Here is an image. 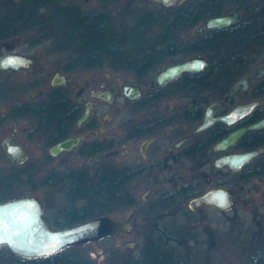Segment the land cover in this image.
Masks as SVG:
<instances>
[{"label":"flooded vegetation","instance_id":"flooded-vegetation-1","mask_svg":"<svg viewBox=\"0 0 264 264\" xmlns=\"http://www.w3.org/2000/svg\"><path fill=\"white\" fill-rule=\"evenodd\" d=\"M14 1L9 0V9ZM34 1L38 12L42 6L44 11L52 7L60 25L74 27L89 19L116 28L118 36L129 29L134 39L125 40L130 41L129 50L124 46L111 54L126 61L80 68L75 58L67 64L48 63V53L30 51L36 46L34 39L0 38V61L8 54H18L27 65L31 59L30 66L0 65V94L7 99L0 109V133H10L1 143L10 164L0 176V202L25 194L12 195V181L24 185L31 181V170L44 171L48 165L46 173L35 178L51 176L57 192L65 194L63 205L57 203V194L51 202L41 196L51 226L71 224L56 223L90 210L89 189L101 187L108 194L113 190L118 211L130 206L131 224L123 238L132 234L136 249H101L104 261L81 249L97 264H236L232 208L239 190H249L258 181L264 207V152L239 167L232 166V155L263 145L264 127L247 130L235 142L224 140L234 129L264 117V73L233 91L237 81L264 63V0H46L49 5ZM153 3L155 10H147ZM139 11L141 15L132 19ZM235 12L227 24L207 25L210 17ZM18 23L34 25L31 20ZM194 57L205 58L206 64L160 80L166 67ZM257 99L262 101L232 119L238 104ZM88 107V116L80 121ZM206 117L211 123L197 129ZM24 133L37 141L38 161H29L28 147L20 141ZM8 136L24 145L25 160L16 162L7 155L3 141ZM66 138L78 141L52 154L51 145ZM222 186L231 189L229 208L190 206L192 198ZM249 197L244 203L252 200ZM211 208L230 211L227 234L232 249H202L204 230L214 242L221 241L218 231L206 230V210ZM262 218L261 249H243L249 263L264 264V213ZM194 238L198 249H190ZM156 242L159 249L154 248Z\"/></svg>","mask_w":264,"mask_h":264},{"label":"water","instance_id":"water-1","mask_svg":"<svg viewBox=\"0 0 264 264\" xmlns=\"http://www.w3.org/2000/svg\"><path fill=\"white\" fill-rule=\"evenodd\" d=\"M169 3L171 0H162ZM232 13H226L210 17L207 21L208 26L224 25L232 21L237 16ZM28 65L18 54H8L4 56L0 65L4 68L11 66L17 68L22 66H30L31 59L28 58ZM206 64V59L202 57L189 58L184 61L172 64L166 67L160 74V80L170 78L185 70L198 69ZM264 73V63L255 68L251 73L236 82L233 91L238 90L242 83L247 82L250 77H256ZM41 92H31L34 96ZM262 100H254L245 104H238L232 110V119H236L239 115L252 109ZM213 106V104H212ZM211 106V107H212ZM89 113V107L85 111L81 120H84ZM211 123L210 117H206L197 129H202ZM264 127V117L246 126H241L232 131L224 141L235 142L244 132L249 129ZM78 138H66L50 147L52 154L59 151L72 148ZM4 149L7 155L13 161H23L27 158V151L24 145L15 141L13 137L8 136L3 141ZM264 152V144L258 148L238 152L232 155V166L239 167L244 162L250 160L254 156ZM234 189H232L233 195ZM231 189L229 187H216L202 195L196 196L190 200V206L197 208L202 204H212L217 207L227 209L231 206ZM43 201L37 193H25L13 198L0 202V246L6 245L13 255H19L25 258L41 257L50 255L70 245H79L91 240L109 234H121L128 231L131 224V216L116 217L112 214H100L90 218L71 223L64 226L53 227L44 217Z\"/></svg>","mask_w":264,"mask_h":264},{"label":"rangeland","instance_id":"rangeland-1","mask_svg":"<svg viewBox=\"0 0 264 264\" xmlns=\"http://www.w3.org/2000/svg\"><path fill=\"white\" fill-rule=\"evenodd\" d=\"M46 0H43L45 2ZM17 4L20 2V0H15ZM42 2V0H38V3ZM153 4L148 5L146 8L147 10H155ZM142 12H138L137 15H135L132 19L136 18L141 15ZM132 19L127 18V21L129 24H132ZM71 38H69L68 43H70L74 48L72 50H68L67 48H57L56 45V39L52 38V36H48L50 31H47V28H39V27H31V29L24 30L22 33H19L18 35H22L28 39H34L36 41V46H34L30 51L32 52H44L48 53L49 60L46 61L48 63H53L55 61H60L61 64H67L69 62V59H73L78 56V54L75 52L76 48H82L84 45L79 41L77 37V30L75 28H71ZM49 33V34H48ZM18 44H21V41L17 42ZM51 53V54H50ZM47 66V65H46ZM80 67V66H77ZM80 68H83L81 66ZM46 95L41 98L44 99ZM7 102L6 95L1 93L0 94V109L3 105H5ZM21 131V130H20ZM10 133L1 132L0 133V176H5L6 173V167L10 164V161L6 158V155L3 151V147L1 145L3 138ZM21 142H23L29 150V161H38L39 160V148L38 143L33 137L29 136L28 134L24 133V135L21 136L20 139ZM27 165V163H26ZM48 165H45L44 171H42L39 167H35L32 171L33 177L35 178L36 174H44L46 173L45 169ZM7 171H9L7 169ZM44 172V173H43ZM3 180V178H2ZM257 181V180H256ZM13 188H14V194L19 193H30L33 190L38 193L46 202H51L52 197H54L57 194V203L59 205L62 202H64L65 194L61 191H58L54 187L45 186L47 188H42L45 184L39 182V186L37 185L38 182L34 185L33 183H30V180L26 184L18 183L16 184L13 182ZM252 188L249 190L247 189H241L239 190V197L235 202V205L232 208V215H235V218L232 219V228H233V234L236 235V264H254L251 260L249 263L248 258L246 259L245 256H247L243 249H249L253 247H259L260 240L263 239V235L261 234V227L263 228V218L262 214L264 213V207L261 206V199H262V183L260 181L254 183L251 185ZM64 191V190H62ZM247 193V194H246ZM249 194L252 196V200L249 203H244V199L246 198L250 200ZM129 209L130 206H124L122 211H117L113 213L116 217H129ZM206 212L210 214V220L207 224L206 230H216L218 231L219 238L221 241L217 242L219 243L218 248L214 249H232L231 246V235L227 234L230 230V222L227 219V215L230 214V211L222 213L218 211L217 209L211 208L207 209ZM226 214V217H225ZM50 218H52L50 216ZM73 217L72 219H74ZM53 221V220H52ZM55 221V220H54ZM201 227V226H199ZM264 234V233H263ZM204 237H201V240L203 241V248L202 249H208L211 242H214L212 240L211 234H207L204 230ZM135 237L130 234L123 238L121 234H109L107 236H103L99 238L98 240H91L88 241L83 249L91 250L93 255H91L92 258L101 259V261H104L106 257H104L103 253H101V249H120V252L130 251L131 249H136V242H134ZM231 241V243H229ZM247 242H252V244H249ZM190 245L194 244L195 247L190 249H198L196 244V238L194 240H190ZM247 244V245H246ZM246 245V247H245ZM248 246V247H247ZM260 249V248H259ZM239 251H242L243 253H240ZM87 252V251H85ZM106 254V253H105ZM10 250L6 249L5 247L0 248V264H5L4 259L9 258Z\"/></svg>","mask_w":264,"mask_h":264},{"label":"trees","instance_id":"trees-1","mask_svg":"<svg viewBox=\"0 0 264 264\" xmlns=\"http://www.w3.org/2000/svg\"><path fill=\"white\" fill-rule=\"evenodd\" d=\"M44 3L48 4V2ZM44 3H42V5H44ZM12 6V9H9V0H0V38L18 35L24 30L31 29V27H45L47 28V31H50V33L52 32L51 34L48 33V36H52L54 40L56 39L55 47H61V49L67 48L68 50H72V48H74V46L68 43L69 38L72 37L70 31L72 27L56 23V19L52 13V7L49 6L47 7L48 10L44 11V6H42L40 7L42 8V11L38 12L33 9V7L37 6L35 5L34 0H27L26 2L20 1L18 4L14 2ZM30 20L32 24L34 23V25L29 24L30 26L26 27L23 25L24 27H20V24L18 23L22 22V24H24ZM9 21H11L13 25H9ZM99 23L100 22L97 21L84 19L82 23L73 27L78 32L77 37L79 41L84 45L82 48L75 47V52L78 54V56L75 57L77 65L85 67L91 63L100 65L103 64V62H122L127 60L126 57H111V54L118 53V51L122 50L121 47L124 48V46L126 47V50H129L130 41H128V44L126 41L128 38H133V35L131 37V33L128 31L129 29L125 30L124 34L118 36L116 28L103 27ZM44 177V180L41 178L37 179L34 178L32 174L30 176V183L35 185L38 181L37 185L39 186V182H41L45 184L42 188L45 186H56V183L53 181L51 176L44 175ZM33 179H36V181L33 182ZM86 191H88L90 201L92 202L89 208L90 210L79 213L74 219L59 220L56 224L64 225L73 223L94 215L115 213L119 210L120 206L117 205L116 199L112 198L115 197L113 190L109 191L110 195L101 187ZM12 195H14V190L12 191ZM85 245L86 243L78 246L66 247L61 251L41 257L25 258L22 256L11 255L7 258V262L5 264H97L94 260L82 255L83 253L81 252V249H83ZM210 246L211 247L208 249L218 248L219 243L211 242ZM154 248L159 249V244L157 242L155 243ZM249 249H259V247Z\"/></svg>","mask_w":264,"mask_h":264}]
</instances>
